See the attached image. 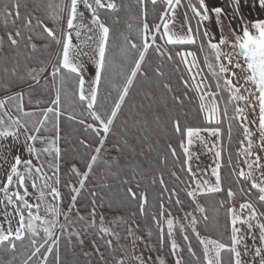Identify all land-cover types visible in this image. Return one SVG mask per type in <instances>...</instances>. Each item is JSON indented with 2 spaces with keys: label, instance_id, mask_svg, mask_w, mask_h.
Here are the masks:
<instances>
[{
  "label": "snow or ice",
  "instance_id": "1",
  "mask_svg": "<svg viewBox=\"0 0 264 264\" xmlns=\"http://www.w3.org/2000/svg\"><path fill=\"white\" fill-rule=\"evenodd\" d=\"M198 2L199 7L194 3L188 5L198 18L197 27L194 30L189 24L183 34L170 28L175 8L180 5L181 0H166V9L160 17L162 24L150 25L147 7L140 9L137 16L139 24L135 27L136 35H131L134 29L130 23L127 26L129 35L123 37L128 63L120 74L122 83L113 86L115 96L111 92L106 94L111 97V103L108 104L105 100L106 106H101L100 88L103 75L108 70L107 54L115 39L107 18L102 19V16L108 10L115 11L123 5H118L116 0H67L66 3L48 4L46 8L51 9L52 19L57 22L53 28L40 16H34L37 9H30L23 0H0V21L3 23V34L0 35V88L3 89L0 95V157H3L5 163L9 156L12 158L6 182L0 187V193L3 194L0 204L4 206L3 216L7 221L6 225L0 223V264H80L79 260L67 258L62 252V243L73 254L80 251L83 257L92 260V264H169V260L171 264H264V163H261L264 157L259 154V149H264V20H257L251 25L255 34L245 25L242 35L235 38L239 55L244 58L249 73L245 78L250 85L246 89L248 95H243L241 89L233 83L236 72L230 71L223 59L221 46L226 41L223 38L218 43L211 38L205 41L196 35L201 33L199 24L210 20L205 0ZM156 3L157 0H151L152 5ZM137 4L140 5L141 0H137ZM256 5L264 9V0H251L250 7ZM233 8L240 12L243 8L242 0H233ZM223 11L221 7L212 9L217 18ZM85 12L90 14L87 22ZM157 34L164 40L162 45L157 43ZM38 37L39 41H51L53 48L58 46L59 51L55 52L54 59L52 53L36 56ZM202 37H210V33L203 31ZM74 39H80L81 43L74 44ZM188 45H196L199 51L205 53L203 60L208 71L216 77L214 85L206 83V77L201 76L196 51L174 50L177 46ZM83 46H87L90 52H85ZM169 46H172L171 50ZM150 49L158 54V58H163L152 67L151 75L156 77L166 96L159 103H153L157 96L156 82L146 84L140 103L133 107L128 103L131 100V90L135 89L141 78L150 79L146 59ZM175 56L181 58L180 62L189 73L188 78L180 77V91L171 86V76L163 70L164 63L172 61ZM226 59L227 64L232 63L230 56ZM87 63L95 68L94 77L88 81L85 80ZM241 67L240 63L235 64V68ZM73 80L76 90L72 95H78L87 116L81 113V118L77 121L73 112L68 120L78 122L82 130L89 134L86 139L78 138L79 147L61 136L60 127L64 88ZM213 87L227 89L228 96L223 107L218 101L219 93L211 90ZM189 88L193 89V96L198 97V110L204 112V119L209 122L207 127L188 126L179 117L173 118L170 112L164 111L169 100L177 108L190 103ZM42 95H49L47 103L50 106H41L39 97ZM33 98H36L35 104ZM241 101L243 106L239 103ZM229 103L232 104L230 120L235 122L244 137L239 140L241 147L237 156L242 155L247 171L244 168L230 170L228 179H231V184L226 190L227 200L217 201L216 204L222 207L237 196L245 198V202L239 205V210L229 204L223 233L217 238H211L197 230L201 221L205 226L209 221L208 208L199 203L197 197L225 191L222 187V183L226 181H222L221 176V149L216 143L208 148V151L217 149L214 152L217 158L215 167L211 169L214 183H211L208 179L198 178L197 172L193 171L190 146L194 141L206 143L202 132H207L212 137L221 136V115H228ZM27 106L31 107L26 110ZM257 106L258 143L249 126L257 121L249 120L248 115L249 112H255ZM125 107L129 108L128 113L124 112ZM121 116H124V128L117 133L116 122ZM86 120L91 122L86 123ZM166 121L171 123L173 133L180 137L179 146L184 159L178 171L186 173L190 178L188 181H181L177 172H169L170 177L184 185L183 190L190 198L188 206L192 211L184 213L186 224L175 221L165 207L164 193H168L167 199L171 200L177 189H168L163 173L150 180L151 185L158 183L162 189L156 197L157 213L147 211L150 205L149 193L140 182L133 184L132 180L134 176H140L142 180L145 170L143 164L132 158L133 153L138 158L145 151L136 144V137L139 136L140 145L149 140L154 145L155 140L150 133L159 132L162 124L166 126ZM232 132L233 124L229 123L227 135L230 140ZM110 136L114 139H109ZM61 141H64L66 147H61ZM93 144L97 146L93 148ZM106 144H111L110 150L105 148ZM17 147L26 150L30 156L35 154L39 163L33 164L30 158L14 155L12 149ZM81 148L94 153H85L87 158L84 161V171L76 163H72L71 157L72 151L78 152ZM102 149L105 153L115 152L117 159H113L111 155L105 159L101 155ZM166 149L173 158L180 159L177 149L172 147L170 141L166 143ZM62 157L64 164L70 165L64 169V178L61 175ZM164 159L166 161L167 157ZM231 160L230 156L229 161ZM101 164L106 166L107 171L99 176L100 183L89 189L87 205L81 204V208H77L78 197L82 198V190L94 174V166ZM113 167L116 168L115 176L129 175L128 179L121 178L115 187L104 183L109 179ZM254 168L260 173L259 180L254 177ZM233 172L235 178H232ZM73 178L76 180L75 184L72 183ZM241 182L249 187H240ZM232 185L236 186L235 189ZM62 186L66 189L64 193L61 191ZM29 187L32 192H29ZM62 196L67 204L66 210L61 207ZM29 197H34V202H30ZM174 203L182 205L184 202L177 196ZM133 205L136 206V211L131 210ZM82 209L90 210L87 215H81ZM99 209L122 212L124 215L109 219L108 224L111 226H105V212L98 211ZM212 211L215 212L216 208ZM138 213L151 216L155 230L148 228L145 235V229L136 222ZM165 213H168L166 231L158 218L164 217ZM61 217L64 223L60 222ZM78 224L81 225L79 229L76 227ZM176 230L190 232L195 237L200 246L199 255L193 250L189 235L184 234L182 239L186 242V257L185 249L175 239ZM138 231L140 235H137ZM154 234L155 243L147 242ZM165 236L168 238V250L163 253ZM86 239L91 252L83 250ZM249 240L251 244L248 243ZM84 264H88V261L85 260Z\"/></svg>",
  "mask_w": 264,
  "mask_h": 264
},
{
  "label": "trees",
  "instance_id": "2",
  "mask_svg": "<svg viewBox=\"0 0 264 264\" xmlns=\"http://www.w3.org/2000/svg\"><path fill=\"white\" fill-rule=\"evenodd\" d=\"M24 3H27L29 5V8H35L37 9L33 14L34 16H40L42 19L45 20V22L48 24L49 27H56V21L52 19V12L51 9H47L46 5L48 4H60V3H66V0H23ZM116 3L118 5H123V7H118L117 10L112 11L108 10L104 15L102 16L103 18H107L108 24L110 28L112 29V32L115 33V39L112 40L111 42V47L110 51L107 54V62H108V70L107 72L103 75L102 83H101V88H100V103L101 106H106L105 100L107 101L108 104L111 103V97H107L106 94L111 92L112 96L116 95V92L114 90V85L117 83H122V79L120 74L126 69L128 61L125 59V52L124 49L126 46L124 45V36L129 35V30H128V24H133V32L131 35L135 36V27L136 25L139 24V20L137 19V16L139 15L140 9L142 7H147L148 10V22L150 25H154L155 23H161L162 21L160 19L161 14L163 11H165L166 5L163 1L157 0L156 5L151 4V0H141V4H137V0H116ZM166 20V19H165ZM37 33L39 32V29L36 30ZM203 32V31H202ZM3 34V23L0 21V35ZM27 34V33H26ZM157 38H160L158 36ZM205 41H207L206 37H202ZM161 43L158 44H163L164 40L160 39ZM39 41V37H38ZM37 42V41H33ZM170 50L172 46H169ZM175 51H196L197 56L199 58V63L200 67L206 66V63L203 60V57L205 55L204 52H201L198 50L196 45H188V46H177L174 49ZM27 51V50H25ZM59 51L58 46L53 48L51 46V41L44 42V41H39L38 42V51L35 53L36 56L42 57L46 56L49 53L53 54V59H54V54L55 52ZM148 64H149V76L150 79L145 80L141 78V81L139 84L136 85L135 89L131 90V100L128 102L130 105L133 107L140 103L141 97L143 96V91L145 88L146 84H152L153 82L155 83V91L157 93V96L153 103H159L163 98H165L166 94L162 88L159 87V82L157 81L156 77L154 75H151L152 72V67L159 64L160 61L163 58H158V54L153 52L152 49L149 50V54L146 57ZM181 58L179 56H175L172 61H166L164 63V68L163 70L167 75L171 76V86L174 87L177 91L182 90V85L180 83V77L183 76L184 78L189 77V73L185 70V65L180 62ZM165 82H168L167 79H165ZM207 83L213 84L214 81L213 79L209 76V80H206ZM43 84V81H42ZM214 88V87H213ZM75 81L73 80L72 82H69L68 84L65 85L64 88V93H63V102H62V111H63V116L61 118V136L64 137L68 142H70L72 145H75L76 147H79L78 145V138L79 139H86V137L89 136L88 133L84 132L79 125L78 122H71L68 120V116L72 114L73 112L77 116V121L81 118L80 114L83 113L84 116H87V112H85L84 107L81 105L78 99V95L76 97H73L72 93L75 91ZM215 91L217 89L214 88ZM3 89L0 88V95H2ZM54 92V89H53ZM225 93V92H224ZM188 95L190 99V103H188L186 106L177 108L175 104L171 102V100L168 101V105L166 108H164L165 112H170L171 116L173 118L179 117L182 119L188 126H195V127H207L209 126V122L204 119V112L198 110V97L193 96V89L189 88L188 89ZM226 95V94H225ZM227 98V96H226ZM28 97L26 96V100ZM35 99L33 98V104H35ZM41 100V106H50L48 105V100H49V95H42L39 97ZM226 102V99H225ZM147 103V101H145ZM223 102L220 101L221 107H223ZM231 103H229V112L228 115H221V148H222V157H223V164L221 167L222 171V181H226L223 183V187L225 189L224 192L219 193V194H209L207 196H198V199L202 200V204L205 205L209 211H211L213 208H216L217 210H220L221 212V217L224 218V222H227V216H226V209L230 204L229 202H226L224 206L220 207L216 204L217 201L220 199L227 200L226 197V190L227 187L231 184V179H228L229 177V172L231 169L236 168L239 170V168L244 167V164L242 162L243 157L237 156V153L239 152V148L241 145L239 144V140L243 139V134L239 132V130L236 127L235 122L230 120V117L232 115V108L230 106ZM31 106H27L26 110L30 108ZM124 112L128 113L129 108L125 107ZM91 120H86V123H90ZM229 123L233 124V132H232V139L230 140L227 135V129ZM214 124V122H213ZM130 127H133L131 124L129 125ZM124 128V116H121L120 119L116 122V127L115 131L117 133L121 132ZM134 131V127H133ZM150 135L152 138L155 140V144H152V140H149L148 143L144 145H140V138L139 136L136 137V144L138 146H141L144 148L145 151L140 153V156L137 158L136 154H132L133 160H137L139 163L144 165V173H143V179L141 180L140 176H134L132 177L133 184L136 182H140L142 184V187L147 189L149 193V198H150V205L147 209L149 213H157L158 212V203L156 200L157 195L162 191L161 186L157 183L156 185H151L150 180L153 176H159L163 173L165 176L166 184L169 190L175 188L177 189L176 194L173 196L171 200L167 199L168 193H164L165 200L164 204L165 207L169 209V212L171 213L172 217L175 218V221H178L179 224H186L187 220L184 217V213L186 212H191L192 208L188 206L190 198H188L184 192V185L180 182L177 181L174 177L169 176L170 171H175L177 174L180 176L181 181H188L190 178L186 173L179 172L178 169L182 167V161L184 159L182 155V149L179 146V134H174L173 129L171 126L170 122L166 121V126L165 124H162L160 126L159 132H151ZM109 139H114V137H109ZM171 142L172 147H175L177 149V156L180 157V159H175L173 158L170 153L166 149V143ZM185 141H186V135H185ZM151 145V149L149 150V146ZM37 147H40L39 144L36 145ZM97 146L96 144H93V148ZM61 147L64 148L66 147V144L64 141H61ZM105 148L111 149V144H106ZM139 151V147L137 149ZM94 154L91 153V150H85V149H80L78 152L77 151H72L71 152V157H72V163H76L77 167L81 170L84 171L86 170L84 167V161L87 158L86 154ZM102 157L105 159L107 158L108 155H111L113 159H117L116 153L113 151H109L108 153H105L104 149H102L101 152ZM27 156L33 160V164H38L39 161L35 158V154H32L31 156L27 153ZM232 157V160L229 161V157ZM159 157V159H158ZM165 157H167V160L165 161ZM61 165H62V171L61 175L62 178H64V169L66 167H69L70 165H65L64 164V158L62 157L61 159ZM107 171V168L105 165L101 164L98 167L94 166V174L90 176L89 181L86 182L85 189L82 190V198L78 197V202H77V208H81V204L87 205L89 201V189L94 187L96 184L100 183L99 176H103L105 172ZM116 173V168L113 167L111 169L109 179L105 180L104 183H110L113 184L115 187L116 185L119 184V180L121 178L128 179L129 175L128 174H122L121 177L115 176ZM232 178H235V173H232ZM72 183H76L75 178L72 179ZM78 186V185H77ZM235 189V185H232ZM240 187H249L248 184L241 182L239 185ZM135 190V188H134ZM62 193L66 191V189L61 187ZM178 196V198L183 201L184 203L182 205H175L174 201L175 198ZM171 205V207H169ZM216 206V207H215ZM61 207L65 208L67 207L66 202L64 201L63 196L61 197ZM179 209H182V211H178ZM90 209H82L81 210V215H87V211ZM132 211H136V206L133 205ZM264 210V209H262ZM98 211H104L105 212V223L109 221V219L119 217L121 215H124L122 212H108L105 209H99ZM168 216V213H165L164 217H159L158 218L163 222L161 224V227L165 228L166 231V217ZM98 220V218H97ZM60 222L64 223L63 217L60 218ZM136 222L138 224H141V226L145 229V235L148 230V228H152L155 230V224L152 222L151 216H142V215H137V220ZM108 226H111L108 224ZM78 229L81 227V225L76 226ZM206 226L202 224L201 228H197L198 231H202ZM208 229V228H207ZM178 234V240L179 244L181 245L182 248L185 249V255L187 257V250L185 248V243L182 239V236L184 234H188L190 240L192 241V246L193 250L197 251V254L199 255V247L198 242L195 239V237L190 233H182L179 230H176ZM202 233V232H201ZM206 233V232H205ZM137 234H141L139 231ZM155 234L153 237L149 238L147 242L149 243H155ZM167 236H165V245L163 248V253H166L168 250V243H167ZM123 243V241H121ZM139 246V245H138ZM62 252L65 253L68 259L71 260H79L80 264H84V261L87 260L88 264H92V260L88 259L86 257H83L80 253V251L75 252L73 254L72 251H69L63 247L62 243ZM89 252L92 251L90 244L87 243L86 239V246L85 249ZM51 259V257H50ZM171 263V260H169Z\"/></svg>",
  "mask_w": 264,
  "mask_h": 264
},
{
  "label": "rangeland",
  "instance_id": "3",
  "mask_svg": "<svg viewBox=\"0 0 264 264\" xmlns=\"http://www.w3.org/2000/svg\"><path fill=\"white\" fill-rule=\"evenodd\" d=\"M161 1H163L166 5V0H161ZM189 3H194L199 7L198 0H181L180 5L176 6L175 8V17L170 22V28L172 29V31L183 34L187 31V26L189 24L193 27L194 30L197 27L198 18L192 13L191 8L188 7ZM205 3L207 4L209 8L210 20L201 22L199 24L201 33H196V35L202 38V31H208L210 33V37H206L207 39L211 38L212 41L216 43H218L221 38H223L226 41L225 44L221 46V51L223 54L224 62L226 63V66L229 67L230 71L236 72V77L233 79V83L241 89V94L248 95V92L246 91V89L250 87V85L246 83L245 78L249 73H248L244 58L239 55L240 50L236 46L237 41L235 38L239 35H242V30L245 25H248L250 30L253 32V34H255V29L252 28L251 25H253L257 20H264V9L259 8L258 5H256L255 7H250L251 0H242L243 8L240 12H236L234 10L233 0H205ZM215 7H221L224 10L222 15L219 18H217L215 13L212 12V9ZM89 16L90 14L88 12H85L86 22ZM165 19L167 20V18ZM181 26H183V28ZM162 31H163V28L161 27V32ZM73 36L75 37V32H73ZM158 36H160V34H157V37ZM73 43L80 44L81 40L74 39ZM157 43H161L160 38H157ZM83 50L85 52H90V49L87 46H83ZM229 56L231 57V60H232L231 64H227L226 58ZM236 63H240L242 67L235 68ZM200 68H201V76L206 77V80L207 79L209 80V76H210L215 83L216 77H214L212 73L208 71L207 64L205 68L203 66ZM86 72L87 74L85 76V80L88 81L95 75L94 65H92L91 63H87ZM87 87L88 85L86 83L85 88ZM211 90L215 91L214 88H212ZM217 92L219 93V96H218L219 104H220V101H222L225 104L226 96H228L227 89L226 88H224L223 90L217 89ZM239 103L241 106H243L242 101ZM230 106L232 108V104H230ZM248 115H249V120L257 121L256 124H251L249 126L251 130L253 131V133L255 134L254 139L258 143V106L255 112H249ZM201 135L204 138V141L206 143H202L200 141H194L193 145L190 146V151L193 156L191 164L193 166V171L197 172L198 178L208 179L211 183H214V177H212L211 175V169L215 167L217 158L214 156V152L217 149L213 148L212 151H208V148H212V145L214 143H216L220 147L221 149L220 162L221 164H223L221 136L212 137L207 132H202ZM12 153L14 155L20 154L22 158H29L27 156L26 150L21 149L19 147L13 148ZM259 154L262 157H264V149H259ZM11 163H12L11 156H9L7 163L4 162L3 157H0V187H2L3 184L6 182V175L8 174L9 166ZM261 163H264V160H262ZM241 168H244L247 171L245 164H244V167H241ZM253 173H254V177L257 178V180H259L260 179L259 171L254 168ZM221 176H222V171H221ZM222 187H223V183H222ZM32 191L33 190L31 189V187H29V192H32ZM29 199H30V202H34V197H29ZM0 200H3L2 193H0ZM202 200L203 198L201 200L198 199V202L202 204ZM220 200H223V199H220ZM243 202H245V198L237 196L236 198L230 200V205L236 207L239 210V205ZM3 211H4V206L3 204H0V223H3L6 225L7 221L5 217L3 216ZM9 211H11V207H9ZM194 214L199 216L198 213H194ZM207 215L209 216V221L206 227L202 229L201 234L202 235L207 234V235H210L211 238H217L223 233V227L226 224L224 222V218L221 217L222 216L221 212L220 210H217V209L215 212H213L212 210L209 211L208 209ZM13 224H15V220H13ZM202 224L204 225L203 221H201L200 228ZM105 226H108L107 222L105 223ZM178 237L179 236L177 234V231H175V239L177 240V243L179 244ZM224 239L225 240L227 239L226 234L224 235ZM248 243L251 244L252 243L251 240H249ZM137 251H139V246L137 247ZM169 264H171L170 261H169Z\"/></svg>",
  "mask_w": 264,
  "mask_h": 264
}]
</instances>
